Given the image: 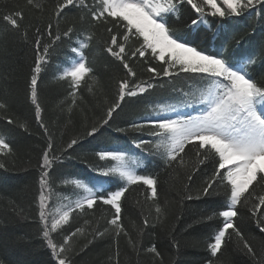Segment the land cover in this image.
<instances>
[{
    "label": "snow or ice",
    "instance_id": "obj_1",
    "mask_svg": "<svg viewBox=\"0 0 264 264\" xmlns=\"http://www.w3.org/2000/svg\"><path fill=\"white\" fill-rule=\"evenodd\" d=\"M26 5L29 10L41 14L46 10L41 0H26ZM185 6L196 15L186 27L193 30L207 25L211 35L205 33L203 41L211 43L220 39V35L208 17L231 19L245 14L255 13L257 17L264 14V0H91V3L88 0H54L50 19L43 31L40 26L34 28V60L27 81V99L34 108L35 122L47 137V146L37 165L39 189L34 203L40 236L50 250L53 264H76V258L84 249L105 238L116 244L115 259H109L113 264H120L118 241L121 236L128 240L137 255L145 251L159 258L163 264L162 254L155 244L142 248L141 241L132 240L123 223L124 201L133 186H143L141 194L150 206L147 216L141 213V240L145 229L162 225L166 219V203L160 201L158 176L140 174L137 169L144 168L145 164L139 157L124 150L96 151L95 158L99 163L89 167L99 176L110 178L109 183H115V189H105L94 183L89 186L78 178L66 177L60 183L71 186L72 195L63 196L59 206L51 203L54 194L52 174L56 166L63 163V156L79 145L81 136L72 137L57 152L43 118L44 108L39 96L42 74L51 66L53 53L67 47L71 55L66 54V63L57 67L53 80L67 85V95L59 106L67 122L72 123L74 113L84 111L81 90L87 88L94 97L98 91L99 81L85 51L96 39L94 29L97 27L108 33L102 51L119 62L126 75L116 82L114 101H104L107 107L101 109V114L90 126L84 114L83 136L95 137L105 126H110L124 103L143 97L157 87L150 80L137 79L131 61L138 59L146 64L151 80L174 78L180 74L197 78L188 91L174 88L173 91L178 93L174 100L151 104L143 122H132L116 131L139 134L141 138L132 139L134 148L160 156L166 169H189L185 172L184 201H199L214 194L224 197L222 210L213 211L211 215L188 225V228H193L214 219L221 221L207 243L210 258L206 264H224L221 257L229 244H233L236 251L243 252L252 264H264V192H256V186L264 182V74L253 75L257 63L264 64V45L259 55L245 52L230 56L226 44L216 51H206L177 34V30L169 24L171 16L180 19L181 8ZM86 16L90 18L88 22L93 31L77 27V22L83 24ZM0 19L5 24V31H15L24 43L29 42L28 32L33 26L30 24L21 30L25 19L23 11H10ZM61 21L67 25L64 29H61ZM45 37L48 42H45ZM132 42L139 46L130 49ZM7 110L8 105L0 101V112L6 114ZM2 118L8 125H17L28 131L27 123H17L7 115ZM144 135L151 139L142 138ZM189 147L196 160L191 165L185 160ZM15 155L16 151L8 139L0 135V169L8 171L7 161ZM209 162L213 164V171L193 195L192 184L200 166ZM56 194L59 195V192ZM98 203L111 210L110 218H106L103 225L98 218L95 225L85 220L87 228L70 230L74 213L85 215L86 210L94 211ZM241 208L250 214L249 218L258 229L261 239L259 256L237 223ZM14 211L17 216L27 219L22 209ZM153 212L155 223L150 224L149 217ZM65 232L67 234L61 241L55 240L53 234ZM86 232L90 238L78 251L75 238L85 237ZM170 243L179 251V242L174 236Z\"/></svg>",
    "mask_w": 264,
    "mask_h": 264
},
{
    "label": "trees",
    "instance_id": "obj_2",
    "mask_svg": "<svg viewBox=\"0 0 264 264\" xmlns=\"http://www.w3.org/2000/svg\"><path fill=\"white\" fill-rule=\"evenodd\" d=\"M41 2L46 5V10L42 14L29 10L26 0H0V17L10 11H23L25 19L21 23V30L30 24L33 26L28 32L29 42L24 43L15 31H5V24L0 19V101L8 105L6 114L0 112V135H4L16 151V155L7 161L9 170L0 169V261H3V264H53L50 250L47 249L40 236L34 203L39 189L37 165L43 149L47 146V137L35 122L34 108L27 99V81L34 60V28L40 26L43 31L50 19L54 0H41ZM88 2L91 3V0ZM194 18H196L195 13L190 10V7L185 6L181 8L180 19H169V24L177 30V34L185 36L190 42L206 51H216L226 44L230 56L233 53L239 56L245 52L261 54V46L264 45V14L260 17H257L255 13L245 14L243 17L231 19L208 17L211 22L222 25V29L219 28L218 31L220 39L214 43L203 41L205 33H208L206 30L198 28L191 32L186 27V24H190L191 19ZM89 19L86 16L83 24L77 22V27L93 31L88 22ZM66 26L64 21H61V29ZM216 27L214 26V28ZM94 31L97 33L96 39L92 41L90 49L85 51L89 64L94 68V75L99 81L98 91L94 97L87 88L81 90V95L84 97L81 107L84 111L77 110L72 117V123L67 122L66 115L62 114L59 106L67 95V85L56 83L53 80V74L57 67L65 65L66 54L71 55L67 47L53 53L51 66L47 72L42 74L40 82L39 96L44 108V123L48 126L57 152L72 137L81 136L79 145L74 146L63 156V163L58 164L52 174L53 197L62 198L72 193L71 186H63L60 183L63 178L88 179L87 172H93L89 166L99 163L95 158L96 151L125 147L128 142L132 143L133 138H141L137 133H119L116 131L117 128H126L132 122H142L148 106L176 95L177 92L173 91L174 88L185 91L197 79L180 74L174 78L161 77L151 80V74L146 71V64L138 59L131 61L132 67L137 72V79L150 80L157 87L143 97L133 98L124 103L122 109L114 115L110 126H105L95 137H85L83 136L84 114L86 113L87 124L90 126L101 114V109L107 107L104 101L107 100L109 103L114 101L116 82L126 75L119 62L114 61L102 51L103 41L107 39L108 33L101 27L95 28ZM45 42H48L47 37H45ZM210 45L212 47L214 45L215 49L210 50ZM138 46L139 44L134 42L129 44L130 49ZM261 74H264V64L258 62L253 75ZM160 84L164 86L160 87ZM5 115L11 116L17 123H27L28 131H23L17 125H8L2 118ZM142 138L150 137L144 135ZM151 157L139 173L158 176L160 201L166 203V219L162 225L145 229L141 240L139 236L143 219L141 213L147 216L150 206L145 203L141 194L143 186H133L126 194L123 205L122 216L126 229L132 240L141 241L142 248L146 249L155 244L157 250L162 254L163 264H206L210 258L207 243L210 242L209 238L214 234V231L221 225V221L214 219L210 222L197 224L193 228H188V225L203 216L211 215L213 211L222 210L224 197L214 194L203 197L199 201H184L182 198L183 185L187 182L185 172L189 169L176 171L166 169L160 156L151 155ZM185 160L189 161L190 165L196 163L194 152L190 147L187 149ZM212 171L213 164L211 162L200 166V171L192 184L193 195ZM112 184L111 188L114 190L116 184ZM57 191L59 195L56 194ZM256 192H264V182L256 186ZM21 209L27 219L16 215L14 210ZM240 212L241 217L237 223L259 256L261 239L258 229L244 208H241ZM110 216L109 207L98 203L94 211L86 210L85 215L74 213L70 230H74L75 227L87 228L84 224L85 220H89L95 225L98 218L103 225L104 220ZM154 217L153 212L149 217L150 224L155 223ZM64 234L67 233L53 235L59 242ZM173 236L179 242V251L171 246L170 241ZM88 238L90 236L87 232L85 237L75 238L78 251ZM118 247L120 264H161L159 258L145 251H141L137 255L130 248L128 240L124 236L119 238ZM115 249L116 244L110 238L98 240L80 253L76 258V264H113L109 257L115 259ZM221 260L224 261V264H252V261L243 252L235 250L233 244L228 245Z\"/></svg>",
    "mask_w": 264,
    "mask_h": 264
},
{
    "label": "rangeland",
    "instance_id": "obj_3",
    "mask_svg": "<svg viewBox=\"0 0 264 264\" xmlns=\"http://www.w3.org/2000/svg\"><path fill=\"white\" fill-rule=\"evenodd\" d=\"M71 189H72V192H73V188H71ZM71 195H72V193L69 194V196H71ZM72 198L75 199L74 196H72ZM61 202H62V198H59V197H53V198H52V201H51V203L54 204V206H59V204H60Z\"/></svg>",
    "mask_w": 264,
    "mask_h": 264
}]
</instances>
